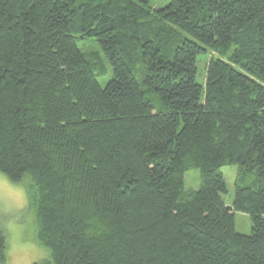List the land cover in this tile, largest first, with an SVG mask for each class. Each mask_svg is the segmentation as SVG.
Segmentation results:
<instances>
[{
	"label": "trees",
	"instance_id": "16d2710c",
	"mask_svg": "<svg viewBox=\"0 0 264 264\" xmlns=\"http://www.w3.org/2000/svg\"><path fill=\"white\" fill-rule=\"evenodd\" d=\"M150 3L0 0V172L37 186L35 264H264V0Z\"/></svg>",
	"mask_w": 264,
	"mask_h": 264
},
{
	"label": "rangeland",
	"instance_id": "374dc122",
	"mask_svg": "<svg viewBox=\"0 0 264 264\" xmlns=\"http://www.w3.org/2000/svg\"><path fill=\"white\" fill-rule=\"evenodd\" d=\"M170 0H151L152 8L165 6ZM83 41L79 46L83 48ZM88 46V45H87ZM96 50H100L95 45ZM90 47V45L88 46ZM208 56H200L198 62V80H206V68ZM106 74L99 76L102 86L113 77V69L110 62L103 58ZM228 186L224 195L227 205L232 206L235 195V181L238 174L236 166H225ZM201 184V173L198 168H192L185 174V186L188 189H198ZM38 189L32 177L28 176L23 181L14 182L7 175L0 172V225L7 233V244L3 256L0 253V264H35V262L49 257V250L40 244L37 235L36 204ZM237 230L244 234H250L252 222L250 215L244 212H236Z\"/></svg>",
	"mask_w": 264,
	"mask_h": 264
}]
</instances>
